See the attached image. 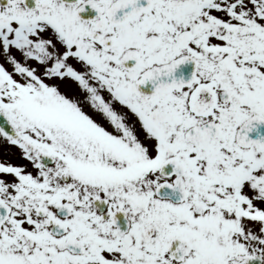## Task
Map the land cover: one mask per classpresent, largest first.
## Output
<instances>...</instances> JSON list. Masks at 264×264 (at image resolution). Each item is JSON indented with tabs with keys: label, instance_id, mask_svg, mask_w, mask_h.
Returning a JSON list of instances; mask_svg holds the SVG:
<instances>
[{
	"label": "snow or ice",
	"instance_id": "1",
	"mask_svg": "<svg viewBox=\"0 0 264 264\" xmlns=\"http://www.w3.org/2000/svg\"><path fill=\"white\" fill-rule=\"evenodd\" d=\"M0 264H264V0H0Z\"/></svg>",
	"mask_w": 264,
	"mask_h": 264
}]
</instances>
